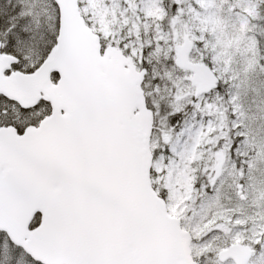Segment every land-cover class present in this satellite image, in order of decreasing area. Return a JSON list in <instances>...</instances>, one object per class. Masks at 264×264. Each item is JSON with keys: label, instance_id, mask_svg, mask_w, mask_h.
Instances as JSON below:
<instances>
[{"label": "snow or ice", "instance_id": "obj_1", "mask_svg": "<svg viewBox=\"0 0 264 264\" xmlns=\"http://www.w3.org/2000/svg\"><path fill=\"white\" fill-rule=\"evenodd\" d=\"M0 264H264V0H0Z\"/></svg>", "mask_w": 264, "mask_h": 264}]
</instances>
